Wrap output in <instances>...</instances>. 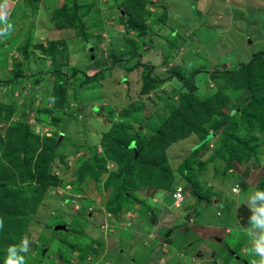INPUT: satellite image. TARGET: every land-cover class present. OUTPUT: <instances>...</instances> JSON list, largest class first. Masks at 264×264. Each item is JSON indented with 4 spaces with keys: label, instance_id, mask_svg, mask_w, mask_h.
Wrapping results in <instances>:
<instances>
[{
    "label": "rangeland",
    "instance_id": "rangeland-1",
    "mask_svg": "<svg viewBox=\"0 0 264 264\" xmlns=\"http://www.w3.org/2000/svg\"><path fill=\"white\" fill-rule=\"evenodd\" d=\"M124 1L7 0V22L0 21V133L9 125L26 123L42 137L58 138L57 157L49 170L59 176L60 183L46 189L21 237L14 238L16 244L11 246L15 247H0L5 261L14 255L23 258L21 264H124L141 242L153 240L151 246L143 243L149 246V254L162 245L154 240L158 212L151 210L150 214V207L132 204L121 212L108 213L105 203L111 189L103 186L106 175L99 182L86 177L80 183L76 173L92 150L102 151V133L119 120L122 109L132 113L133 130L146 135L149 127L157 128L170 115L171 107L181 104V94L190 85L172 74L177 68L186 78L195 73L194 92L206 97L221 89L228 102L205 125L210 132L208 144L195 134L167 147L173 173L182 176L181 166L188 162L189 176H218L215 185L234 183L236 173L227 168L226 155L220 154L224 152L223 129L213 131L214 125L234 112L242 126L237 133L259 137L258 158L264 164V127L259 123L249 129L240 113V106L248 103L249 91L235 88L227 77L211 76L212 71L237 68L248 63L253 53L264 51V0H149L145 36L119 21L126 13ZM74 2L80 21L71 16ZM41 45L52 53L45 54ZM146 73L159 83L148 94H141ZM37 75L40 83H36ZM89 76L94 79L85 82ZM57 81L65 83L67 90L62 107L49 97ZM149 116L146 126L142 125L141 119ZM2 156L3 148L0 162ZM181 183L186 184L182 177L176 187ZM28 185L19 180L14 184L33 190ZM259 189L264 192V183ZM231 190L238 192L239 185L226 186L227 199L216 187L202 193L211 197L215 192L218 202L222 198L226 202L232 198ZM143 198L154 208V198ZM259 199L256 195L253 200ZM172 200L165 197L166 203ZM144 225L150 230L145 231ZM75 243L72 250L69 244ZM103 249L108 255L102 257ZM230 261L235 262L233 256Z\"/></svg>",
    "mask_w": 264,
    "mask_h": 264
},
{
    "label": "trees",
    "instance_id": "trees-1",
    "mask_svg": "<svg viewBox=\"0 0 264 264\" xmlns=\"http://www.w3.org/2000/svg\"><path fill=\"white\" fill-rule=\"evenodd\" d=\"M148 3L149 0L123 2L126 13L119 21L127 29L137 31L138 36L147 34L145 14L150 13L146 9ZM71 9L72 18L80 21L78 3L74 2ZM131 43L137 51L136 42L131 40ZM40 48L45 54L52 53L51 48L43 45ZM112 55L114 57L115 53ZM73 71V74H77L76 68H73ZM173 73H176L183 84L190 85L189 91L181 94V104L171 107L170 115L157 128L149 127L146 135L141 134L139 130H133L130 120L132 113L122 109L119 120L115 121L108 131L102 133L100 141L102 151L92 150L90 146L89 150H92V153L90 152V156L84 159L77 169V179L80 183L86 177L99 182L102 176L106 175L103 186L105 190L111 189V194L105 203L108 212H121L129 205L139 204L146 208L150 207L148 212L151 214L154 208H151L145 200L138 198L133 191L148 188L171 189L175 175L167 156V147L195 134L208 144L206 140L210 132L205 125L211 121L216 111L227 105L228 97L221 92V89L206 97L194 92L192 85L195 73L187 78L178 68ZM52 75H55L56 79L60 77V74ZM211 76L215 79L227 77L235 88L247 89L250 94L248 103L240 106L244 125L252 129L254 124L260 123L264 127V51L253 53L248 63H242L237 68L212 71ZM16 77L18 79V74ZM93 79V76H89L84 81L89 82ZM63 80L65 82L68 79ZM40 81L41 77L37 75L36 83ZM158 83L159 81L151 77L150 73H146L140 93L148 94L157 87ZM66 91L65 83L57 81L53 84V92L49 97L55 98V105L62 107ZM46 111L52 113L51 110ZM149 118L150 116L142 118V125L146 126ZM240 123L234 112L229 113L224 122L212 127L216 133L223 129L222 150L224 152L220 154L226 155L228 166L237 159L242 162L259 159L257 145L259 137L246 136V133L244 137L240 136L237 133V130L239 131L242 127ZM57 140L55 136H40L26 123L9 125L4 134L0 133V149L3 148V159L0 162V219H3V227L0 228V247L6 248L16 244L27 225V219L42 203L46 189L49 186L59 185V176L49 170L52 161L57 157ZM110 162L114 163V167L109 170ZM188 170L189 163H183L182 175L193 182L189 179ZM16 180L27 182L28 186H34L35 182L36 186L33 190L27 187L16 188L14 186ZM76 244H69V247L74 250ZM2 255L4 254L0 250V264H6L5 257Z\"/></svg>",
    "mask_w": 264,
    "mask_h": 264
},
{
    "label": "crops",
    "instance_id": "crops-1",
    "mask_svg": "<svg viewBox=\"0 0 264 264\" xmlns=\"http://www.w3.org/2000/svg\"><path fill=\"white\" fill-rule=\"evenodd\" d=\"M97 109L99 111V108ZM245 161L235 160L232 165L227 166L229 170L232 169V173H236L232 184L227 181L215 185V179L218 176H189V179L193 181L190 182L183 175L175 172L176 181L169 190L163 188H148L144 189L145 192L134 190V194L142 200L147 199L143 198V195L151 200L154 198L153 210L158 212V221L155 225L157 237L154 240L162 245H156L154 253L149 254V246L144 247L143 243L151 246L154 242L145 240L133 251L132 257L127 258L123 263L253 264L254 261L260 260L253 245L261 235L260 229L254 223V217L260 215L258 209L264 201L253 199L256 197L255 192L260 191L259 188L264 183V164L260 158ZM181 177L186 184H183L185 186L184 201L178 207L174 204L172 195ZM236 185H239V191L231 190L232 198L225 200L226 202H223V198L218 202L215 192L211 197L202 193L205 189L210 190L216 187L226 198V186L233 189ZM165 197L173 199L172 203H166ZM183 205L186 206L185 210L181 209ZM226 206L227 209H225ZM174 212L177 214L175 215ZM96 216L99 215L96 214ZM144 226L145 231L150 230L149 225ZM232 237L234 239L231 243ZM226 238H228L227 241ZM151 241L152 244H149ZM129 249L132 250V247ZM103 250L102 257L108 255V250ZM139 250L144 252L139 253ZM232 256L235 259L234 263L230 261Z\"/></svg>",
    "mask_w": 264,
    "mask_h": 264
},
{
    "label": "clouds",
    "instance_id": "clouds-1",
    "mask_svg": "<svg viewBox=\"0 0 264 264\" xmlns=\"http://www.w3.org/2000/svg\"><path fill=\"white\" fill-rule=\"evenodd\" d=\"M6 3H7V0H5V4L4 5H0V21H3V22H7V13L4 10L5 6H6ZM180 185H183V184H180ZM175 189H176V187H175ZM256 195L262 201H264V192L257 191ZM172 197H173V195H172ZM173 199H174V197H173ZM182 202L179 204V206L178 205L177 206L180 207ZM174 203H175V200H174ZM258 211H259L260 215L254 217V223L260 229L261 235H260V237L258 239L255 240L254 251L260 257V260H259L258 264H264V203H262L259 206ZM2 227H3V219H0V228H2ZM23 244H24V247H27V242L26 241H24ZM14 247L15 246H11L10 249H13ZM22 259L23 258H21V257H16L14 255H9V257L6 260V264H21ZM253 264H256V262L254 261Z\"/></svg>",
    "mask_w": 264,
    "mask_h": 264
},
{
    "label": "built area",
    "instance_id": "built-area-1",
    "mask_svg": "<svg viewBox=\"0 0 264 264\" xmlns=\"http://www.w3.org/2000/svg\"><path fill=\"white\" fill-rule=\"evenodd\" d=\"M184 192H185V187L183 185H179L176 187L175 192L173 193V197L176 205L179 206V204L184 200V196H183Z\"/></svg>",
    "mask_w": 264,
    "mask_h": 264
},
{
    "label": "water",
    "instance_id": "water-1",
    "mask_svg": "<svg viewBox=\"0 0 264 264\" xmlns=\"http://www.w3.org/2000/svg\"><path fill=\"white\" fill-rule=\"evenodd\" d=\"M207 139H209V137Z\"/></svg>",
    "mask_w": 264,
    "mask_h": 264
}]
</instances>
